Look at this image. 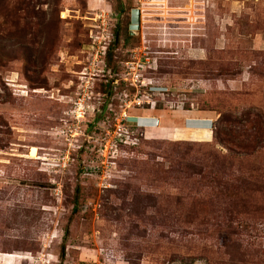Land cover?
<instances>
[{"label":"rangeland","instance_id":"obj_1","mask_svg":"<svg viewBox=\"0 0 264 264\" xmlns=\"http://www.w3.org/2000/svg\"><path fill=\"white\" fill-rule=\"evenodd\" d=\"M0 264H264V0H0Z\"/></svg>","mask_w":264,"mask_h":264},{"label":"trees","instance_id":"obj_2","mask_svg":"<svg viewBox=\"0 0 264 264\" xmlns=\"http://www.w3.org/2000/svg\"><path fill=\"white\" fill-rule=\"evenodd\" d=\"M108 50H109V47H107V51H105V56H104L106 66H108L111 63V61H113V54L110 55L111 53L110 52L108 53ZM110 57L112 59H110ZM110 68L111 69H109V70L111 72H114V73L117 72V68L115 67V65L112 64V67H110ZM102 93L104 94V98L106 99L107 102L111 98H113V96H114V85L111 83V81L106 82L104 92H102ZM105 104H104V106H105ZM213 125H214V123H213ZM60 255H61V258L64 257V247H62V253Z\"/></svg>","mask_w":264,"mask_h":264},{"label":"built area","instance_id":"obj_3","mask_svg":"<svg viewBox=\"0 0 264 264\" xmlns=\"http://www.w3.org/2000/svg\"><path fill=\"white\" fill-rule=\"evenodd\" d=\"M153 1H164V0H140V2L141 3H151V2H153ZM126 132L128 133V131L126 130ZM125 137L126 136H124L122 133L121 134H119L118 135V141L117 142H114L113 141V146L115 147V146H120L121 145V143H123V142H125ZM130 139V138H129ZM118 143H119V145H118ZM125 143H127V142H125ZM134 144V143H133Z\"/></svg>","mask_w":264,"mask_h":264},{"label":"bare ground","instance_id":"obj_4","mask_svg":"<svg viewBox=\"0 0 264 264\" xmlns=\"http://www.w3.org/2000/svg\"><path fill=\"white\" fill-rule=\"evenodd\" d=\"M156 2L158 1H153L151 3H149V6L151 7L152 5L155 6L156 5ZM30 158H35L37 159V150L36 148L32 147L31 150H30Z\"/></svg>","mask_w":264,"mask_h":264},{"label":"crops","instance_id":"obj_5","mask_svg":"<svg viewBox=\"0 0 264 264\" xmlns=\"http://www.w3.org/2000/svg\"><path fill=\"white\" fill-rule=\"evenodd\" d=\"M197 119L200 120V121L202 122L201 126H202V125H205V126H204L205 128H206L207 126H209L208 129L211 130V128H210L211 125H212V124H211V123H212L211 120H209V119H205V118H194V120H197ZM205 121H206V122H205ZM208 121H209V124L207 123Z\"/></svg>","mask_w":264,"mask_h":264},{"label":"flooded vegetation","instance_id":"obj_6","mask_svg":"<svg viewBox=\"0 0 264 264\" xmlns=\"http://www.w3.org/2000/svg\"><path fill=\"white\" fill-rule=\"evenodd\" d=\"M138 17H139V15L138 16L132 15V21H133L134 25L138 23V19H139Z\"/></svg>","mask_w":264,"mask_h":264},{"label":"water","instance_id":"obj_7","mask_svg":"<svg viewBox=\"0 0 264 264\" xmlns=\"http://www.w3.org/2000/svg\"><path fill=\"white\" fill-rule=\"evenodd\" d=\"M134 14L133 15H136L138 16L139 15V12L137 10H135V12H133ZM132 24H133V21H132ZM133 26V25H132Z\"/></svg>","mask_w":264,"mask_h":264},{"label":"clouds","instance_id":"obj_8","mask_svg":"<svg viewBox=\"0 0 264 264\" xmlns=\"http://www.w3.org/2000/svg\"><path fill=\"white\" fill-rule=\"evenodd\" d=\"M211 127H212V125H211Z\"/></svg>","mask_w":264,"mask_h":264}]
</instances>
